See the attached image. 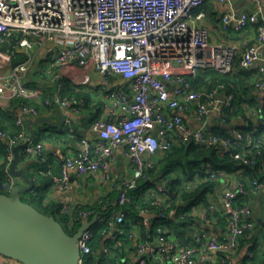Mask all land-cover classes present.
<instances>
[{"label": "built area", "instance_id": "1", "mask_svg": "<svg viewBox=\"0 0 264 264\" xmlns=\"http://www.w3.org/2000/svg\"><path fill=\"white\" fill-rule=\"evenodd\" d=\"M232 1L0 0V47L6 48H0V58L10 65L20 54L25 56L10 75L0 77V109L7 111L9 101H22L13 115L18 133L12 136L0 129L8 152L2 188L9 194L21 183L10 172L17 146L24 145L20 153L25 159L48 162L44 141L30 136L29 123L42 116L30 101L41 100L43 106L57 108L62 116L60 132L81 149L60 161L61 172L53 175L46 203L52 201L51 194L68 191L73 176L93 177L109 186L90 206L100 211L81 204L62 206V213L70 218L69 230L98 215L79 240V264H86L94 253L96 229L103 238L98 250L102 264H114V260L115 264H264V227H259L250 204L251 198L264 194L263 2L249 0L251 9L230 10L219 17L223 31L254 27L255 40L240 55L235 46L212 45L209 30L196 24L205 12L194 14L206 2L231 5ZM237 59L239 70L257 67L255 86L263 97L261 104L242 105L243 115L227 121L235 108L234 94L223 84L195 88L191 78L199 71L232 75ZM34 63L39 64L40 82L30 88L33 78L28 75H37ZM67 84L90 95L101 88L96 93L100 103L92 97L88 103L65 96ZM88 106L97 114L89 123L75 127L74 117ZM192 114L195 124L185 120ZM247 127L250 130L244 131ZM177 143L216 149L219 156H229L240 166L233 173L204 166L207 181L219 183L227 176H236L237 181L221 195V214L211 206L213 195L208 196L204 210L199 205L180 214L183 221H195L189 226L190 234L182 238L166 225L178 217L168 182H156L150 174L159 156ZM120 157L130 168L118 178L113 166L120 163ZM51 168L47 164L49 174ZM248 170L260 176L249 181ZM142 182L151 184L140 198L147 206L133 215L126 209L129 194ZM198 184L199 180L192 181L186 188ZM113 192L118 193L115 199L109 197ZM197 220L208 230L195 231ZM219 221L224 222L222 235L214 230ZM249 235L257 236L256 243L244 242V258L235 262ZM0 264L22 263L0 256Z\"/></svg>", "mask_w": 264, "mask_h": 264}, {"label": "trees", "instance_id": "2", "mask_svg": "<svg viewBox=\"0 0 264 264\" xmlns=\"http://www.w3.org/2000/svg\"><path fill=\"white\" fill-rule=\"evenodd\" d=\"M210 2L204 3L198 9L194 11L195 15H198L200 12L204 11L205 13H209L211 17H216L217 21H219V14L215 11L214 7L210 6ZM239 61V59H237ZM243 75H246L243 79L242 77H238L237 79H229V78H221L214 71H202L201 74L197 76L198 86H205L209 89L215 87L219 84H224L225 89L228 93H233L235 96L234 100V110L227 115V121L230 120L233 115H243L242 105L246 104L245 97L242 94V89H244L246 78L248 77V73L241 72ZM232 82V83H231ZM234 83V84H233ZM236 86L235 89L231 88L230 85ZM65 96L76 97V98H84L89 103L91 99V95L83 91V88L78 89L71 84H67L65 91ZM40 104V103H39ZM41 105V104H40ZM43 106V105H42ZM37 107H39L37 105ZM46 107H43V110ZM87 109L91 110V107L88 106ZM0 124L3 129L8 132V128L5 125L14 126V130L9 132L10 135L14 136L18 133V128L14 124L13 113L6 112L0 113ZM5 124V125H3ZM251 127L244 128V131L250 130ZM226 130V128H224ZM226 133V131H225ZM224 133V134H225ZM223 134V133H221ZM223 134V135H224ZM44 134H38L35 138V141H41ZM0 193L7 194L2 186L5 181V169L8 165L7 160V144L3 141H0ZM26 159L20 153V164L26 170L30 177L33 178L35 182V187L33 191L28 194L31 196L32 202H28L32 204L35 208H37L41 213L54 216L66 229L68 234H74L76 230L81 227V223H76L74 230H69L67 225L69 223L70 218L62 213V203H50L45 204L46 194L51 187L52 178L43 177L42 171H39L40 168L36 169V173H32L29 166L24 167V162ZM204 166H209L214 170H223L227 173H233L234 171L240 169V166L237 162L233 161L229 156L221 157L219 156L216 149L213 148H203L197 146L195 144L184 145L183 143H177L173 146V148L167 152L166 154H161L159 156V160L156 163L155 169H153L150 174L151 177L156 182H168V187L170 188L171 197L173 199V205L177 209L178 217L174 220H170L166 222V225L172 227L175 231L176 235L179 238L187 235L186 228L195 223L194 220L190 218H186L185 221L180 219V214L183 212H189L193 207L204 205H209L208 196L214 195L218 188V183L207 181L206 175L204 173ZM42 170H45L46 165L41 167ZM250 170V169H249ZM248 170L249 181H251L254 177L260 176L258 171L251 172ZM199 180V184L197 187L193 189H187L186 184ZM37 181H39V185H37ZM151 187L150 182H142L139 184L138 188L131 192L130 200L127 203V208L133 215H137L142 209H146L147 204L144 203L140 198L142 194H144L148 188ZM33 192L36 193V196L33 195ZM117 192H113L109 194L111 199H115L117 196ZM35 204V205H34ZM85 209H95L96 211H100V209L94 205L93 207H84ZM64 228V229H65ZM94 244H93V255L88 257L86 260V264H102L103 260L100 259L98 254V250L101 248V244L103 242V238L98 233V229L95 230L94 234ZM257 236H247V239L243 240L242 247H244V242L247 244L256 243ZM117 260H114L115 264Z\"/></svg>", "mask_w": 264, "mask_h": 264}, {"label": "crops", "instance_id": "3", "mask_svg": "<svg viewBox=\"0 0 264 264\" xmlns=\"http://www.w3.org/2000/svg\"><path fill=\"white\" fill-rule=\"evenodd\" d=\"M262 2H263V7H264V0H262ZM210 6L214 7L215 11L218 12L219 17H220L221 13L228 12L230 10H234L236 12L243 11V10H249L252 8V3L249 0H233L231 5L214 2V3H211ZM196 24L200 27H204L209 30L210 41L212 45L223 44L227 46H235L239 51V55L242 53V51H244L246 47L250 46L254 42L255 37H256L254 27H251L250 29H247L241 32L235 31L234 29L223 31L216 17H211L209 13L208 14L205 13V17H203L198 22H196ZM0 48L3 51L6 50L5 47H0ZM262 56L264 58V52ZM24 58H25L24 54H20L18 58H16L10 65L6 63L2 58H0V77L10 75L11 71L13 70V67L18 62L22 61ZM39 64H40V61H39ZM39 64L34 63L32 66V69H34L33 73L34 74L37 73V75H34L33 77H31L32 75L31 76L28 75V79L33 78L31 84L28 85L30 88L36 87V86H31V85H37L40 82L39 75H38ZM257 71H258L257 67L252 68L250 71L239 70L238 60H236L234 74L225 76V75L219 74L218 72H215V71L214 72L217 73L219 76H221V78L222 77L225 79L229 78L230 80L231 79L233 80L234 78L237 79L238 77H242L244 79L246 75H243L241 72L248 73V77L246 78L247 80L245 81L244 89H242V94L245 97L246 105H251V104L256 105L258 103L261 104V99L263 97V94L259 92L255 86V81H256L255 75L257 74ZM201 73L202 71H199L195 77L191 78L194 80L195 88L205 87V86L199 87L197 83V76ZM233 84L230 85V87L235 89L236 86H234ZM30 102L34 103L35 105H38L42 113V116L40 119H38L35 122H30V123H37L32 126V129L34 132L33 138L35 139L38 134H41V133L44 134L42 138L40 139L44 141L45 143L46 150L48 153L47 154V159H48L47 164L52 167L51 168L52 170H51V174H49V171L47 168L45 170H42L41 167L44 165H46L47 167V164L42 163L37 157H28V159H26V161L24 162V167L29 166L31 169V172L34 174L36 173V169L40 168L39 171H42L43 174L41 175H43L45 179L52 178V184H51V187L49 188L50 190L52 189V186H53V175H59L61 172L60 161L62 160V158L65 155H69L74 152L80 151L81 148L78 146V144L76 143L74 139L69 138L67 135L60 132V124L62 122V116H61L60 111L57 108L42 106L41 100L40 101L39 100L30 101ZM21 103L22 101L19 99L9 101L8 105L10 106V108L7 111L0 109V113L11 112L14 115V113L20 107ZM39 103H41V105ZM259 106L260 105H258V107ZM43 107H46V108H44L43 110ZM96 114L97 113L93 111L92 108L91 110L90 109L83 110L80 116L74 117V126L78 127L82 124L89 123L92 117L95 116ZM185 120L188 123H192V124L196 123V119L193 116V114L186 116ZM255 122H259V119H257ZM5 126L8 128V133L12 132L15 128L12 125L11 126L5 125ZM0 128H3L1 124H0ZM230 128H231V125L228 126V129ZM30 134H31L30 136L32 137L31 132ZM0 141H3V140H0ZM3 142L6 143L5 141ZM119 162L120 163L113 166V171L116 177L118 178H120V176L124 174L126 170L130 168L128 167L129 165H126L127 163L122 157H120ZM19 168H23L22 164H19ZM72 181L73 182H72L71 188L68 191L64 193L55 192L51 194L52 201H50V203H59V202L62 204L72 203V204H81L84 207H90L95 203L97 197L107 192L109 188V186L98 183V181L93 177L77 179L76 177L73 176ZM236 181H237L236 176H227L225 179H223L222 181L218 183L217 191L211 198V206L214 208V210L218 214H221L222 212V203H221L222 193L226 189H230L234 187V185L236 184L235 183ZM36 183L37 185H39L40 182L37 181ZM48 192L46 194L45 204H47L46 200L48 198V194H49ZM250 204L255 212V215L258 216L259 227L263 228L264 227V194H260V195H257L251 198ZM204 208L206 207L203 206L202 208H199V209L202 211V209L204 210ZM195 217H198L197 212H195ZM218 223H219L218 228H215L214 230L217 232L218 235H222L224 222L219 221ZM197 225L198 226L196 227V229H194L195 231L208 230V227L205 226L203 222L200 220H197ZM186 231H187L186 234L188 235L190 234L192 230L191 228L187 227ZM246 251H247V247L244 246L241 252L239 253L238 257L236 258L235 262L236 261L238 262V260H243Z\"/></svg>", "mask_w": 264, "mask_h": 264}, {"label": "water", "instance_id": "4", "mask_svg": "<svg viewBox=\"0 0 264 264\" xmlns=\"http://www.w3.org/2000/svg\"><path fill=\"white\" fill-rule=\"evenodd\" d=\"M224 100V97L221 96ZM30 123L32 138L34 132ZM24 145L14 149L10 172L21 183L11 193H0V256L22 264H79V240L85 230L91 228L98 217L68 234L54 217L41 213L22 196L31 192L35 182L24 168H19L20 151Z\"/></svg>", "mask_w": 264, "mask_h": 264}, {"label": "rangeland", "instance_id": "5", "mask_svg": "<svg viewBox=\"0 0 264 264\" xmlns=\"http://www.w3.org/2000/svg\"><path fill=\"white\" fill-rule=\"evenodd\" d=\"M93 83H94V85L96 86L97 84H98V81L97 80H94L93 81ZM94 86V87H95ZM97 86H99V84L97 85ZM86 89H88L87 87H86ZM97 91H101V88H98V90H92V98L94 99V101H96V104H99L100 103V99H99V97H98V95L96 94L97 93ZM37 138V137H36ZM36 140V139H35ZM21 180L19 179L18 180V182H20ZM22 199H23V201H25V202H32V199H31V196L27 193V194H25V195H23L22 196ZM35 205V204H34ZM64 227V226H63ZM65 228V227H64ZM79 229V228H78ZM77 229V230H78ZM76 230V231H77ZM65 231H67V229L65 228Z\"/></svg>", "mask_w": 264, "mask_h": 264}]
</instances>
